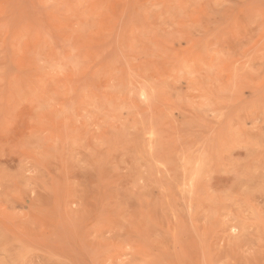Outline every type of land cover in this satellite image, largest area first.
<instances>
[{
  "label": "rangeland",
  "instance_id": "374dc122",
  "mask_svg": "<svg viewBox=\"0 0 264 264\" xmlns=\"http://www.w3.org/2000/svg\"><path fill=\"white\" fill-rule=\"evenodd\" d=\"M0 264H264V0H0Z\"/></svg>",
  "mask_w": 264,
  "mask_h": 264
}]
</instances>
